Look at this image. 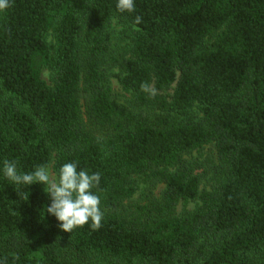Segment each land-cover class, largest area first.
<instances>
[{
    "label": "trees",
    "instance_id": "trees-1",
    "mask_svg": "<svg viewBox=\"0 0 264 264\" xmlns=\"http://www.w3.org/2000/svg\"><path fill=\"white\" fill-rule=\"evenodd\" d=\"M11 3L0 12V260L264 264V0H135L132 13L117 0ZM114 19L132 27L119 57ZM6 159L25 173L99 172L102 227L63 231L45 185L13 184Z\"/></svg>",
    "mask_w": 264,
    "mask_h": 264
},
{
    "label": "clouds",
    "instance_id": "clouds-1",
    "mask_svg": "<svg viewBox=\"0 0 264 264\" xmlns=\"http://www.w3.org/2000/svg\"><path fill=\"white\" fill-rule=\"evenodd\" d=\"M10 7L11 0H0V12H6ZM116 8L119 12L132 13L135 11V0H117ZM141 22L142 17L136 16L134 23L138 25ZM140 89L152 97L156 95V89L147 82H142ZM3 174L18 186L34 183L45 185L44 191L51 199L46 213L55 216L63 231L72 233L89 222L93 231L102 227L104 213L100 208L101 198L93 192V189L102 191L99 189V172L90 174L86 169L78 170V162H68L60 167L56 176L45 165L36 166L34 171L25 173L18 170L17 160L6 159L3 161ZM0 264H6V260H0Z\"/></svg>",
    "mask_w": 264,
    "mask_h": 264
},
{
    "label": "rangeland",
    "instance_id": "rangeland-1",
    "mask_svg": "<svg viewBox=\"0 0 264 264\" xmlns=\"http://www.w3.org/2000/svg\"><path fill=\"white\" fill-rule=\"evenodd\" d=\"M131 34H132V27L123 24L117 19H114L112 21L109 29V38L111 44V53L113 56L119 57L125 54L130 42ZM41 75H42V79L46 81L48 84H50L49 72L43 69L41 71ZM110 81H111L114 98L120 105L124 104L125 101L129 99V95L122 90V88L119 86L115 78H111ZM48 169L55 176L52 166L48 167ZM145 189L146 186L142 184L140 186V190L134 196L133 201L136 202L141 201V199L143 198L142 194L144 193ZM162 189L163 187L159 186L155 194L158 196ZM187 208L193 209L194 204L193 203L189 204Z\"/></svg>",
    "mask_w": 264,
    "mask_h": 264
}]
</instances>
